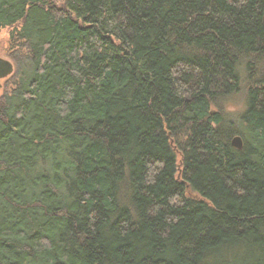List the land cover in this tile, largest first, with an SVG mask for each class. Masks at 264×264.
Returning a JSON list of instances; mask_svg holds the SVG:
<instances>
[{"label": "trees", "instance_id": "obj_1", "mask_svg": "<svg viewBox=\"0 0 264 264\" xmlns=\"http://www.w3.org/2000/svg\"><path fill=\"white\" fill-rule=\"evenodd\" d=\"M263 19L264 0H0V264H264Z\"/></svg>", "mask_w": 264, "mask_h": 264}, {"label": "rangeland", "instance_id": "obj_2", "mask_svg": "<svg viewBox=\"0 0 264 264\" xmlns=\"http://www.w3.org/2000/svg\"><path fill=\"white\" fill-rule=\"evenodd\" d=\"M10 31H11L10 29L0 30V57L6 60H8V58L6 57V51L8 48V40H9ZM7 79H4L1 81L2 90L0 92V97L4 92L3 91L4 85ZM221 108L225 114H229L231 116H235L236 118H238L242 114L243 108H244V100H243L242 94L238 98L232 101H228L227 103H224L220 107L219 109L220 111H222Z\"/></svg>", "mask_w": 264, "mask_h": 264}, {"label": "water", "instance_id": "obj_3", "mask_svg": "<svg viewBox=\"0 0 264 264\" xmlns=\"http://www.w3.org/2000/svg\"><path fill=\"white\" fill-rule=\"evenodd\" d=\"M263 23H264V19H263ZM14 65L6 59H3L0 57V92L2 90V83L1 81L4 79H7L8 77H10L11 75H13L14 73ZM232 145L241 150L244 146L243 140L241 137H235L232 140Z\"/></svg>", "mask_w": 264, "mask_h": 264}]
</instances>
